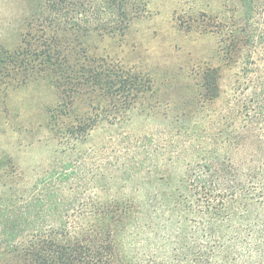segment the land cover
I'll use <instances>...</instances> for the list:
<instances>
[{"label": "rangeland", "instance_id": "obj_1", "mask_svg": "<svg viewBox=\"0 0 264 264\" xmlns=\"http://www.w3.org/2000/svg\"><path fill=\"white\" fill-rule=\"evenodd\" d=\"M125 10L121 32L46 37L31 0H0V192L50 172L67 200H132L126 264H199V218L176 189L204 170L225 193L264 176V0ZM119 78L127 95L105 93Z\"/></svg>", "mask_w": 264, "mask_h": 264}, {"label": "trees", "instance_id": "obj_2", "mask_svg": "<svg viewBox=\"0 0 264 264\" xmlns=\"http://www.w3.org/2000/svg\"><path fill=\"white\" fill-rule=\"evenodd\" d=\"M129 1L31 0V4L37 30L42 34L48 30L46 37L79 31L102 36L121 32L129 24L125 10ZM117 83L102 89L127 95V80L119 78ZM208 172L189 178L188 186L176 189L178 201H173L181 216L199 218L204 237L199 264H264V176L255 173L251 175L255 184L225 193L227 188L207 185ZM42 175L30 188L21 187L20 178L0 192V202L4 201L0 203V264H126L118 246L125 218L136 210L133 201H96L88 195L82 200L75 189L69 190L74 197L67 200L57 178L50 172ZM89 215L99 216V222Z\"/></svg>", "mask_w": 264, "mask_h": 264}]
</instances>
